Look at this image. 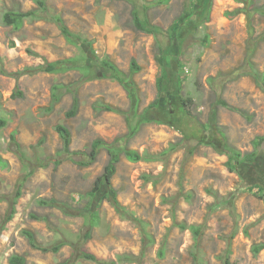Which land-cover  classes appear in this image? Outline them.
I'll list each match as a JSON object with an SVG mask.
<instances>
[{
    "label": "rangeland",
    "instance_id": "374dc122",
    "mask_svg": "<svg viewBox=\"0 0 264 264\" xmlns=\"http://www.w3.org/2000/svg\"><path fill=\"white\" fill-rule=\"evenodd\" d=\"M43 1L50 15L61 16L92 47L69 42L48 20L26 21L20 30L6 26L7 11L38 6L35 0H0V118L7 120L0 155L8 164L0 168V226L22 191L0 237V264H10L14 255L26 264H98L79 258L82 252L108 264H224L230 241L231 264H264V251H252L264 243V143L256 161L235 172L224 149L226 138L245 156L264 136V81L257 80L264 74V14L252 10L264 7V0H212L208 20L182 32L180 50L168 30L186 10L197 11L199 0ZM244 5L249 18L227 17ZM135 6L160 29L157 35L135 27ZM169 46L175 48L170 60L181 78V95L192 103L184 131L203 144L167 124L174 96L159 99L157 58ZM73 58L76 68L65 73H26ZM106 58L135 83L136 112L128 92L103 66ZM132 60L140 72H130ZM17 86L22 95L13 97ZM75 94L80 108L69 118ZM157 100L160 106L149 110ZM105 105L122 113L101 109ZM58 125L71 132L72 154L62 153ZM13 133L20 152L11 143ZM96 139L142 157L134 162L120 156L112 188L121 213L108 201L107 185L90 194L110 159L103 147L92 165H81ZM173 145L176 150L167 152ZM52 199L63 210L41 204ZM194 228L200 229L198 238ZM25 231L43 247L65 246L59 253L41 252Z\"/></svg>",
    "mask_w": 264,
    "mask_h": 264
},
{
    "label": "trees",
    "instance_id": "16d2710c",
    "mask_svg": "<svg viewBox=\"0 0 264 264\" xmlns=\"http://www.w3.org/2000/svg\"><path fill=\"white\" fill-rule=\"evenodd\" d=\"M38 8L27 11V12H21V11H7L4 16H3V23L8 26L12 27L14 30H20L24 23L26 21H38V20H48L53 23H55L61 34L68 40L69 42L76 44L77 42H83L87 44L89 47H92V43L89 42L87 39H84L81 35L75 34L66 25L65 21L63 18L59 15H50L48 12V8L46 6L45 1L43 0H35ZM233 1H241L242 3H247L249 0H233ZM252 5L254 4V0H250ZM196 5L197 11H194L193 9L186 10L180 18L172 25V27L168 30V32L172 35L173 39L178 38L179 39V50L180 46L183 44V39L181 38L182 32L184 31H189L191 25L198 23L201 20H208L209 17V12L211 9V4L212 0H199V2ZM254 12H257L259 14H264V7L263 6H255L253 7ZM248 8L246 5L241 10H237L234 13H229L227 17L233 18L235 15L238 13H244L247 18L248 16ZM133 18H134V24L135 27L147 34H154L157 35L160 32V29L158 27L152 26L147 19H145L144 16H142V12L140 9L134 7L133 10ZM204 40H208L205 38ZM172 49L174 50L175 48L172 46H169L166 49H163L161 52L162 55H160L157 58V62L160 64L161 67V73L160 76L157 79V88L159 92V99H163L164 96H174V106L173 108L168 111V115L170 118V122L167 124L170 125L172 128L176 129L180 133L184 135V138L186 140L189 139H195L199 144L204 143V139H201L199 136H194V134H187L184 131L185 127H188V122L192 119L191 114L188 111L189 106L192 103L190 100L185 99L181 95V78L180 75L178 74L177 70L174 67L173 60L171 61L170 58H172ZM178 49L176 50L177 52L179 51ZM29 53L36 55L35 53L28 51ZM177 57V56H176ZM1 59V57H0ZM76 60L73 59H65V60H60V61H55L51 63H47L45 66H40L38 69H26V73L29 72H43L47 74H58V73H65L67 71L72 70L73 68H76ZM103 66L107 69V71L110 73L111 77H113L116 81H118L128 92L131 102H132V109L136 112L137 111V103H136V85L135 83L130 80L129 77L125 76L113 63H111L107 58L102 61ZM141 71V67L137 64L135 60H132L131 62V67H130V72L132 74L138 73ZM4 72V71H3ZM22 73L25 72H20V75H23ZM16 76L17 79L20 76ZM259 75H255L256 78H258ZM91 78V77H90ZM88 78V79H90ZM258 83L261 82L263 83L264 81V74L262 77L258 78ZM175 89V91H171ZM60 89V86H55L54 87V92L53 97L55 100L58 99L57 97V91ZM22 92L19 91V86L16 88V92L13 94V97L21 96ZM160 100H157V102H154L149 110L154 109L160 104L158 102ZM219 105L223 107H228L231 108L226 102L224 101H219ZM80 108V101L78 96L75 94L74 99H73V104L71 110L67 113V117L72 118L77 115V112ZM101 109H104L108 112H113V113H122V111L112 108L111 106H102ZM0 110H1V104H0ZM239 111L241 114L244 116H247L244 112ZM148 119V118H145ZM142 118L140 119V121ZM144 120V119H143ZM149 120V119H148ZM127 121L130 124V120L127 117ZM164 123V122H163ZM7 126V120L0 118V130L5 128ZM56 131L58 132L61 140H62V153L64 154H72L71 152V144H72V135L70 130L64 126V125H58L56 127ZM11 143L13 146H15V150L17 152H20V144L17 141L16 138V133L11 134ZM225 139V146L224 149L225 151L229 154L228 156V162H227V167L229 171L235 172L237 170V166L241 164H252L256 161L259 152L258 149L261 147V145L264 143V136L259 137L255 141V148L256 150L253 153L246 154L243 156L239 151L234 149L233 147H230L228 145L226 138ZM105 147L109 153L110 159L106 167L104 168L103 174L99 177L94 182L91 195H96L99 193L103 187V185H107L109 187L108 190V195L107 199L108 201L112 204L114 207L115 211L118 213H121L123 210V207L121 206L119 200H118V195L117 192L112 188V180L116 174L117 170V164L120 161V156L121 154H124L127 159L130 161L138 162L142 159L141 155L135 151L128 150L126 148L124 149H117L115 147L109 146V144H106L103 140L101 139H96L92 143L91 151L89 154V161L81 163L82 166L88 167L92 165L99 154V151L101 148ZM176 150V147L173 145L171 146L170 151ZM166 154V153H165ZM8 164L7 162L3 159V157L0 155V168H7ZM22 196V191L21 188L19 187L16 195L12 199L11 206L5 215V218L0 226V237L5 230L7 224L11 222L16 214V205L18 200ZM58 201L56 200H50V201H42V205L45 206H50V207H57L61 208L63 210V207H59ZM70 214L72 216L73 214ZM194 234L198 238L200 236V229L199 228H194ZM25 236L28 238L29 244L31 245L32 248L39 250L44 253H59L60 250L65 246L64 243H59L51 247H43L39 245L36 241V238L34 234L30 231H25ZM90 233L86 234V238L89 239ZM252 251L255 255H258L262 251H264V243L260 244H255L252 247ZM231 241L229 242V245L226 249V255H225V260L224 264H231L230 263V256H231ZM79 258H83L86 260L93 261L98 264H108L105 261L99 260L95 255L87 253V252H82L79 255ZM120 260H122L123 257H119ZM125 260H131L128 257H124ZM10 264H26V259L22 256L19 255H14L10 257L9 260ZM68 264V263H64Z\"/></svg>",
    "mask_w": 264,
    "mask_h": 264
}]
</instances>
